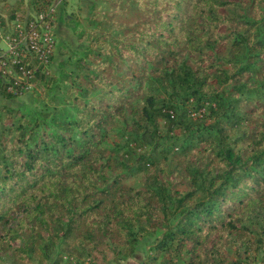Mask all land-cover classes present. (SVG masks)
Segmentation results:
<instances>
[{"label": "trees", "instance_id": "trees-1", "mask_svg": "<svg viewBox=\"0 0 264 264\" xmlns=\"http://www.w3.org/2000/svg\"><path fill=\"white\" fill-rule=\"evenodd\" d=\"M96 1L113 11L90 2L85 48L52 72L54 48L29 79L36 106L0 105V264H120L143 246V264H264V0H143L153 30L115 21L137 4ZM0 95L20 96L1 78ZM116 121L125 161L105 146Z\"/></svg>", "mask_w": 264, "mask_h": 264}, {"label": "built area", "instance_id": "built-area-1", "mask_svg": "<svg viewBox=\"0 0 264 264\" xmlns=\"http://www.w3.org/2000/svg\"><path fill=\"white\" fill-rule=\"evenodd\" d=\"M20 0H0V78L7 91H30L29 79L46 68L54 52L55 39L50 22L55 6L39 14L13 9Z\"/></svg>", "mask_w": 264, "mask_h": 264}, {"label": "rangeland", "instance_id": "rangeland-1", "mask_svg": "<svg viewBox=\"0 0 264 264\" xmlns=\"http://www.w3.org/2000/svg\"><path fill=\"white\" fill-rule=\"evenodd\" d=\"M60 1L64 2L63 6L66 9L63 8V10H61L60 16L63 20L60 19V21H58V25L55 28L56 40H55L54 59L53 61H51L52 65L49 63L51 65L50 69L52 72H57L58 67H60L61 64L65 62V60L68 58L70 54H72V52L82 51L85 48L87 44V41H86L87 39L84 37L82 40H80L78 38V35L74 34V29H77L81 25L82 26L78 28L77 31L80 30L81 28L82 29L84 28V25H85L84 18L86 17V14L88 11L87 9H88V6L90 5V2L94 1V3L97 6V7L95 6V11L97 12H112L113 11V7L112 9L107 10L105 7H103L104 6L103 3H99V5H97L98 2L96 0H56V1L54 0L52 3V5L55 6V12L53 13L54 15L56 13L57 5H58L57 3H59ZM98 1H101V0H98ZM127 1L129 3L137 4L138 8L134 6L131 10L125 11L122 15H117L114 18L115 21L120 22V24L124 22L126 23V25H129L128 22L130 21H134V22L139 21L143 23L145 22L144 23L145 25L143 26V28H146V26H148V28L152 30L155 29L154 23L156 22V19H157V16L155 13L157 11H153L152 9L146 8L144 6L145 1L143 0H127ZM116 5H119V4L116 3ZM69 20L70 21L74 20V22H70L68 24L67 22ZM67 24L70 26L69 28L67 27L68 26ZM77 33H80V31H78ZM49 64L47 65V67L50 66ZM37 100H38L37 97L30 95L29 91L22 92L20 93V96L18 95L15 98H10L7 101L4 98H2V96L0 95V105L7 104L8 106L14 108L15 106H18L19 104H23L24 107L22 108L25 111L29 107H35L36 106L35 103L37 102ZM247 119H250V118L248 117ZM249 121H251V119L244 120L242 127L245 128L248 125ZM124 127L125 126L123 122L116 121L114 125L111 126L107 130V137H106L107 140L105 143V146H107L108 149L110 150L112 149L116 151L115 155L116 157L120 159V161L122 160L125 161V158H121L122 153L125 151V147L123 146L124 143L120 139V136L122 135ZM122 146L124 148H122V151H121L119 149ZM117 149L119 151H117ZM133 162L134 161H127L126 164L128 166H132ZM114 173L122 174V172L119 170L114 171ZM142 182H143V178L139 174L126 176V183L129 186H133V187L139 186ZM240 251H241L242 256L248 257V258L250 257V259H253L254 253L252 251L245 252L242 249H240ZM145 252H146V247L144 246L140 247L134 257L120 264H143V261L145 259L143 254ZM260 254L256 256L258 258L257 259L258 261L256 260V263L254 264H259V259L261 257Z\"/></svg>", "mask_w": 264, "mask_h": 264}, {"label": "crops", "instance_id": "crops-1", "mask_svg": "<svg viewBox=\"0 0 264 264\" xmlns=\"http://www.w3.org/2000/svg\"><path fill=\"white\" fill-rule=\"evenodd\" d=\"M55 1H56V0H55ZM61 3H62L61 1H60L59 3H57V4H58V5H57V8L60 7Z\"/></svg>", "mask_w": 264, "mask_h": 264}]
</instances>
